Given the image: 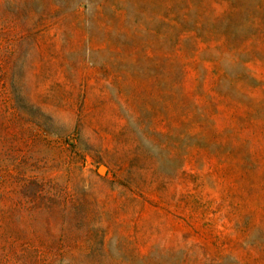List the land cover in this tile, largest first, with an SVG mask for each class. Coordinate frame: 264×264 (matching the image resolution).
<instances>
[{
  "label": "rangeland",
  "instance_id": "1",
  "mask_svg": "<svg viewBox=\"0 0 264 264\" xmlns=\"http://www.w3.org/2000/svg\"><path fill=\"white\" fill-rule=\"evenodd\" d=\"M0 264H264V0H0Z\"/></svg>",
  "mask_w": 264,
  "mask_h": 264
}]
</instances>
